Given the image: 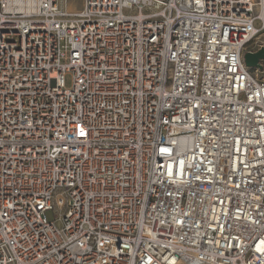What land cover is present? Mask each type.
<instances>
[{
	"label": "built area",
	"instance_id": "1",
	"mask_svg": "<svg viewBox=\"0 0 264 264\" xmlns=\"http://www.w3.org/2000/svg\"><path fill=\"white\" fill-rule=\"evenodd\" d=\"M61 1L0 0V264H264V0Z\"/></svg>",
	"mask_w": 264,
	"mask_h": 264
},
{
	"label": "rangeland",
	"instance_id": "2",
	"mask_svg": "<svg viewBox=\"0 0 264 264\" xmlns=\"http://www.w3.org/2000/svg\"><path fill=\"white\" fill-rule=\"evenodd\" d=\"M69 6V7H68ZM81 6V0H62L61 3H59V7L60 9H62L63 11H70V8H75V9H79ZM262 77H264V75H262ZM70 86V78L67 77L66 78V87H69ZM64 192V190H57L55 193H54V197L56 195H59V194H62ZM56 211V209H55ZM58 213V212H57ZM48 218L52 221L54 220V215L52 213H48L47 214ZM61 223L59 221H56V226L57 227H60Z\"/></svg>",
	"mask_w": 264,
	"mask_h": 264
},
{
	"label": "water",
	"instance_id": "3",
	"mask_svg": "<svg viewBox=\"0 0 264 264\" xmlns=\"http://www.w3.org/2000/svg\"><path fill=\"white\" fill-rule=\"evenodd\" d=\"M262 61H264V48L244 54L245 66L249 69H261L260 62Z\"/></svg>",
	"mask_w": 264,
	"mask_h": 264
},
{
	"label": "crops",
	"instance_id": "4",
	"mask_svg": "<svg viewBox=\"0 0 264 264\" xmlns=\"http://www.w3.org/2000/svg\"><path fill=\"white\" fill-rule=\"evenodd\" d=\"M70 10L72 11V12H76L78 9H75V8H70Z\"/></svg>",
	"mask_w": 264,
	"mask_h": 264
}]
</instances>
